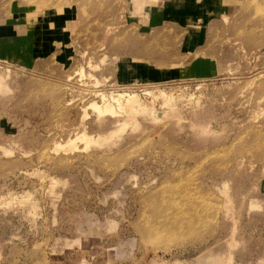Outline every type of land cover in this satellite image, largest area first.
<instances>
[{
  "label": "rangeland",
  "instance_id": "rangeland-1",
  "mask_svg": "<svg viewBox=\"0 0 264 264\" xmlns=\"http://www.w3.org/2000/svg\"><path fill=\"white\" fill-rule=\"evenodd\" d=\"M0 29V264H264V0H0Z\"/></svg>",
  "mask_w": 264,
  "mask_h": 264
},
{
  "label": "bare ground",
  "instance_id": "bare-ground-1",
  "mask_svg": "<svg viewBox=\"0 0 264 264\" xmlns=\"http://www.w3.org/2000/svg\"><path fill=\"white\" fill-rule=\"evenodd\" d=\"M72 16H73V14H72ZM83 17V16H82ZM74 19V18H73ZM80 20V19H79ZM73 21V22H72ZM70 20L69 18H66V20L64 21V24H63V27H65V26H73L74 24H76V23H74V21L75 20ZM81 21V20H80ZM74 23V24H73ZM163 94V93H162ZM165 94V93H164ZM167 94V93H166ZM103 95V94H102ZM102 97H104V96H102ZM118 98V99H117ZM117 98H115L114 100L115 101H118V104H119V108L120 107H123V109L126 111V112H124V113H126V116H127V120H129V118L130 117H132V113H142L143 115H146V113H147V115L149 114V112H148V106L145 104V103H143V102H141L138 98H137V96H135V94L133 95V94H123V95H119ZM166 98H168L169 100L167 101H165L164 102V104L166 105L165 107H166V109H174L175 108V105H174V98H172V100H171V98L170 97H166ZM105 99V98H104ZM104 99H103V101H104ZM113 99V98H112ZM117 104V103H116ZM118 104H117V106H118ZM104 105V104H103ZM106 106V105H105ZM112 106V105H111ZM110 106V107H111ZM116 106V107H117ZM118 109V108H117ZM110 110H111V112H113V109H111L110 108ZM119 111V110H118ZM116 112V111H115ZM121 112V111H120ZM123 112V111H122ZM152 113V116H153V120L154 119H158V117H159V119L158 120H160V119H162V120H165L166 118V114L165 115H163V114H159L158 116H155L154 115V112H151ZM162 113V112H161ZM118 115H120L119 113H117V116ZM124 116H125V114H124ZM125 116V117H126ZM148 117V116H147ZM144 118V117H143ZM145 118H146V116H145ZM127 120H125V122L124 123H126L127 122ZM161 120V121H162ZM120 121H122V120H120ZM83 123V122H82ZM118 124V123H117ZM121 124V123H120ZM138 124V123H137ZM120 127V126H119ZM116 129H118V127H116ZM116 129H113V130H110V131H114V130H116ZM86 131V130H85ZM85 131H84V133H81V134H79V135H81L80 137H81V139L83 138L82 136H84V137H87L88 135H86L85 134ZM109 131V132H110ZM82 132H83V130H82ZM88 132V131H87ZM78 133V132H77ZM76 136V135H75ZM79 136H78V138H80ZM89 137V136H88ZM91 137V136H90ZM75 138H77V136L75 137ZM84 139V138H83ZM90 139V138H89ZM89 139H88V141H89ZM85 140H86V138H85ZM72 147H74V145L72 146ZM72 147H69V148H72ZM42 173V172H41ZM43 178V177H42ZM44 183V185L46 186V188H49V190L54 186V184H55V182H54V180H53V178L52 179H50V180H47V179H45V181L43 182ZM54 189V188H53ZM51 191H53L52 189H51ZM212 263H214V262H212ZM216 263V262H215ZM161 264H164V263H161Z\"/></svg>",
  "mask_w": 264,
  "mask_h": 264
},
{
  "label": "crops",
  "instance_id": "crops-1",
  "mask_svg": "<svg viewBox=\"0 0 264 264\" xmlns=\"http://www.w3.org/2000/svg\"><path fill=\"white\" fill-rule=\"evenodd\" d=\"M1 30V29H0ZM8 38H9V36H8V34H7V36L6 37H1V34H0V41H2V42H4V39H6V41L8 40ZM10 42H12V39H10ZM13 47H14V45H13ZM20 47V46H19ZM21 48V47H20ZM13 49V48H12Z\"/></svg>",
  "mask_w": 264,
  "mask_h": 264
}]
</instances>
